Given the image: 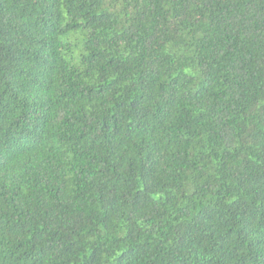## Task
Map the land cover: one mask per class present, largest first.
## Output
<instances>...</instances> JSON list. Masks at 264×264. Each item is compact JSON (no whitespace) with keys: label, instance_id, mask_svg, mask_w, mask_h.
<instances>
[{"label":"trees","instance_id":"trees-1","mask_svg":"<svg viewBox=\"0 0 264 264\" xmlns=\"http://www.w3.org/2000/svg\"><path fill=\"white\" fill-rule=\"evenodd\" d=\"M0 264H264V0H0Z\"/></svg>","mask_w":264,"mask_h":264}]
</instances>
